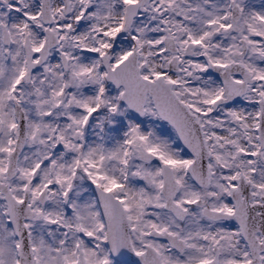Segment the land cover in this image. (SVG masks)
Masks as SVG:
<instances>
[{"label": "snow or ice", "instance_id": "obj_1", "mask_svg": "<svg viewBox=\"0 0 264 264\" xmlns=\"http://www.w3.org/2000/svg\"><path fill=\"white\" fill-rule=\"evenodd\" d=\"M0 264H264V0H0Z\"/></svg>", "mask_w": 264, "mask_h": 264}]
</instances>
